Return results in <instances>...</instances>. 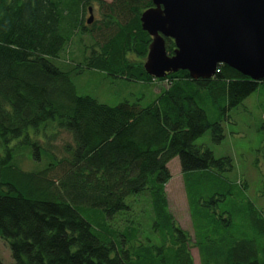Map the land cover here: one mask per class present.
Masks as SVG:
<instances>
[{
  "label": "trees",
  "instance_id": "obj_1",
  "mask_svg": "<svg viewBox=\"0 0 264 264\" xmlns=\"http://www.w3.org/2000/svg\"><path fill=\"white\" fill-rule=\"evenodd\" d=\"M94 2L105 9L106 34L98 51L81 52L78 67L166 82L151 103L112 106L77 93L75 69H64V55L75 33L87 31L84 17ZM152 6V0H0V142L7 152L0 159V237L10 245L11 264H194L192 243L201 264H264V212L244 193L246 184L239 200L232 190L213 187L194 198L204 180L228 183L223 173L233 169L231 157H215L195 141L210 130L221 143L227 112L264 88V79L224 64L211 78L193 79L186 70L149 75L142 59L152 37L141 14ZM174 48L166 39L167 52ZM207 99L217 119L201 105ZM61 130L72 132L77 144L59 156L50 140ZM16 139L38 149L46 164L17 165L9 146ZM176 157L190 212L207 221L196 235L169 210L168 164ZM139 194L155 214L159 245L138 228L112 224L131 209L127 198Z\"/></svg>",
  "mask_w": 264,
  "mask_h": 264
},
{
  "label": "rangeland",
  "instance_id": "obj_2",
  "mask_svg": "<svg viewBox=\"0 0 264 264\" xmlns=\"http://www.w3.org/2000/svg\"><path fill=\"white\" fill-rule=\"evenodd\" d=\"M104 1L109 3L112 0ZM100 6L98 2H94L91 6L92 12L87 9L84 17V28L87 31H77L72 37L64 55L63 67L64 69H75L71 74V79L79 95H89L112 106L126 100L139 101L143 105H147L154 101L161 88L167 85L166 82H142L121 75L115 76L98 69L78 67L81 52H84V56L88 57L93 51H98L100 48L96 42L102 41L101 38L106 34L102 24L105 18V9ZM90 16H93V19L88 23ZM91 36H94V39ZM128 56L133 60L141 59L135 53H129ZM145 60L146 57L142 59V62L144 63ZM201 105L213 119L220 117L219 112L212 105V100L207 99ZM222 124L225 137L221 143H215L212 140L210 130L199 137L195 143L210 147L215 157L229 156L232 158L233 169L223 173V177L227 178L228 183L222 180L220 182L219 179H206L202 185H198L205 188L197 189L194 192V198L201 194L207 195L208 188L213 187L214 190L223 193L232 190V196L239 200L241 197L239 189H243L240 186L246 184L244 193L264 212V88L260 86L240 105L230 109ZM74 137L75 135L68 130L59 131L55 138L50 140L53 144L52 149L62 156L66 145L76 146ZM41 138L44 142L47 140L43 136ZM44 142L42 144L47 146L45 144L49 140ZM9 146L13 148V161L23 169L35 170L46 164V159L41 158L39 150L33 146L26 147L17 139ZM6 154V147L0 142V159ZM168 167L172 176L165 187L169 210L180 228L196 235L197 227L204 225L207 221L199 212H190L179 159L176 157L171 160ZM127 202L131 205V209L119 213L122 217L120 218L121 223L114 224L112 222L113 226L127 227L130 225L138 228L143 239H150L154 244L159 245L162 242L161 235L154 230L156 217L151 206L148 205L146 195L129 196ZM223 206L222 208H225ZM192 240L194 241V237ZM191 248L194 264H201L198 247L192 243ZM0 258L4 264L13 262L10 245L1 237Z\"/></svg>",
  "mask_w": 264,
  "mask_h": 264
},
{
  "label": "water",
  "instance_id": "obj_3",
  "mask_svg": "<svg viewBox=\"0 0 264 264\" xmlns=\"http://www.w3.org/2000/svg\"><path fill=\"white\" fill-rule=\"evenodd\" d=\"M152 2L141 14L142 28L152 37L143 63L149 75L159 79L186 70L193 79L211 78L224 64L252 80L264 79V0ZM166 39L174 41L171 54Z\"/></svg>",
  "mask_w": 264,
  "mask_h": 264
}]
</instances>
